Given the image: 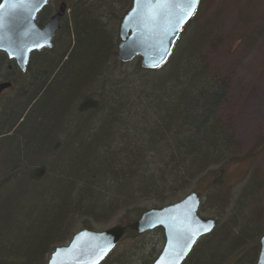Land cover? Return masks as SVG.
Masks as SVG:
<instances>
[{
	"label": "trees",
	"instance_id": "16d2710c",
	"mask_svg": "<svg viewBox=\"0 0 264 264\" xmlns=\"http://www.w3.org/2000/svg\"><path fill=\"white\" fill-rule=\"evenodd\" d=\"M131 5L74 0L49 49L23 72L3 66L14 93L0 105V264H46L55 247L114 213L126 232L100 264H151L162 229L128 227L149 207L199 187L228 206L226 170L235 158L217 118L225 84L181 34L156 70L138 58L118 61L119 24ZM23 74L27 80H15ZM245 190L229 223L201 237L182 264H255L264 229L245 208L256 186Z\"/></svg>",
	"mask_w": 264,
	"mask_h": 264
},
{
	"label": "water",
	"instance_id": "95a60500",
	"mask_svg": "<svg viewBox=\"0 0 264 264\" xmlns=\"http://www.w3.org/2000/svg\"><path fill=\"white\" fill-rule=\"evenodd\" d=\"M47 1H0V51L13 59L20 71L25 70L32 51L51 46L64 18L66 4L61 2L43 28H38L34 18ZM198 3L191 0H166L164 3L160 0H132L119 24L117 60L127 63L138 57L142 69L160 68L168 61L181 30L194 15L188 16L187 13H195ZM157 63L158 66L154 67ZM11 87L9 81L0 82V93ZM199 206L200 196L190 192L171 204L147 209L129 224V229L137 233L162 229L164 242L151 264H182L197 241L214 230L215 220L201 217ZM205 228L210 230L205 232ZM125 232L126 227L121 224L103 230L80 229L67 243L52 250L46 264H100L115 249ZM259 245L255 264H264V233Z\"/></svg>",
	"mask_w": 264,
	"mask_h": 264
},
{
	"label": "rangeland",
	"instance_id": "374dc122",
	"mask_svg": "<svg viewBox=\"0 0 264 264\" xmlns=\"http://www.w3.org/2000/svg\"><path fill=\"white\" fill-rule=\"evenodd\" d=\"M55 2L61 0H53L49 7ZM64 17L69 25V11ZM188 23L180 41L184 40L183 45L197 43L198 62L225 84L217 118L231 137V154L235 158L226 170L224 202L228 206L225 209L223 204L219 206L214 194V199L205 198L199 187L198 213L214 219L215 227L226 226L236 208L244 205L247 191L243 190L252 183L256 190L245 208L256 214L259 227L264 229V0H199ZM2 73L3 66L0 81ZM25 75L15 80L22 83L27 80ZM11 92L12 89L0 97V105L14 93ZM111 218L109 224L100 227L95 224L91 230L119 224L118 213Z\"/></svg>",
	"mask_w": 264,
	"mask_h": 264
},
{
	"label": "flooded vegetation",
	"instance_id": "af4514ba",
	"mask_svg": "<svg viewBox=\"0 0 264 264\" xmlns=\"http://www.w3.org/2000/svg\"><path fill=\"white\" fill-rule=\"evenodd\" d=\"M1 1V0H0ZM50 2H53V0H48L47 1V4L46 6L41 9L35 16L34 18V22L35 24L37 25L38 28H43L45 22L58 10V7H59V4L61 2H63L61 0V2H55L54 6L51 5L49 7V3ZM65 2L70 3L69 0H65ZM46 10L47 13L45 16H43V11ZM56 38H57V32L54 34V37H53V40H52V44L51 46L54 44L53 42L56 41ZM50 48V47H49ZM49 48H43V49H40V50H36V51H32L30 54H29V58H28V62H27V65H31L33 63V59L38 56L39 54H41V52L45 49H49ZM0 66H8V67H12V66H15L17 67L16 65V62L13 60V59H10L7 57V55L3 52V51H0ZM3 81H8L6 78H3ZM2 82V81H1ZM8 90H4L0 93V97L5 93L7 92Z\"/></svg>",
	"mask_w": 264,
	"mask_h": 264
},
{
	"label": "snow or ice",
	"instance_id": "6c2138e0",
	"mask_svg": "<svg viewBox=\"0 0 264 264\" xmlns=\"http://www.w3.org/2000/svg\"><path fill=\"white\" fill-rule=\"evenodd\" d=\"M160 2H161V3H164V2H166V0H160ZM191 2H192V3H198V0H191ZM193 14H194L193 12H189V13H187L188 16H191V15H193ZM162 59H163V58H162ZM153 66H154V67H155V66H158V63H157L156 65H153ZM209 230H210V229H208V228H205V229H204L205 232H206V231H209ZM193 242H194V241H193Z\"/></svg>",
	"mask_w": 264,
	"mask_h": 264
},
{
	"label": "bare ground",
	"instance_id": "6f19581e",
	"mask_svg": "<svg viewBox=\"0 0 264 264\" xmlns=\"http://www.w3.org/2000/svg\"><path fill=\"white\" fill-rule=\"evenodd\" d=\"M196 193V192H195ZM198 194V193H197ZM165 206V205H164ZM160 208V207H159ZM150 209V208H149Z\"/></svg>",
	"mask_w": 264,
	"mask_h": 264
}]
</instances>
